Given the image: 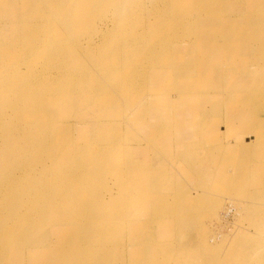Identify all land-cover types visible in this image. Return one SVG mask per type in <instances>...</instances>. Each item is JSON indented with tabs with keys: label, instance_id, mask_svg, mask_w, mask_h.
Here are the masks:
<instances>
[{
	"label": "bare ground",
	"instance_id": "1",
	"mask_svg": "<svg viewBox=\"0 0 264 264\" xmlns=\"http://www.w3.org/2000/svg\"><path fill=\"white\" fill-rule=\"evenodd\" d=\"M7 3L15 18L22 11L24 16L13 22L9 45L0 30V264H18L29 257L27 249L33 255L48 249L44 264H121L119 247L127 253L146 246L150 251L130 264H153L149 257L160 254V247L150 232L141 236L147 243L137 242L140 236L126 212L136 197L131 212L138 210L139 220L143 198L161 206L154 200L158 191L152 175L125 155L135 140H122V131H106L99 113L83 125H72L69 117L92 112L89 107L97 102L104 107L129 97L130 106L139 105L136 114H145L144 105L150 118L176 112L191 123L196 143L205 126L212 128L216 136L209 142L218 149L223 148L224 122H217L221 109L233 118L258 116L256 129L264 132V0H0L5 15ZM137 9H147V16L139 19ZM56 26L59 30L51 32ZM133 26L129 35L122 34ZM68 34L71 44L64 40ZM89 59L95 61L94 73L82 71ZM149 80L156 90L142 103ZM108 82L114 83L111 92L104 85ZM87 125L91 134L83 139L80 127ZM155 131L151 127L144 136L158 145ZM185 135L183 130L178 138ZM249 147L240 144L239 153ZM131 165L134 189L124 178H117L116 195L109 190L88 194L81 187L96 183L100 173L107 178L106 171L120 166L114 177ZM88 198L125 203L113 205L111 212L106 205L88 217ZM73 220L86 224L69 233ZM88 224L96 230L92 237ZM127 225L128 239L104 245L113 234L122 236Z\"/></svg>",
	"mask_w": 264,
	"mask_h": 264
},
{
	"label": "rangeland",
	"instance_id": "2",
	"mask_svg": "<svg viewBox=\"0 0 264 264\" xmlns=\"http://www.w3.org/2000/svg\"><path fill=\"white\" fill-rule=\"evenodd\" d=\"M5 6L8 8L6 15L3 10L5 7H1L2 10H0L2 14L0 16V28L2 29L0 30L1 32L4 30L2 42L9 45L14 41L13 22L17 23L16 21L21 20L19 18L24 14L22 11L15 18L16 14L10 8V4L7 3ZM211 7H213L212 4ZM135 12L140 15L139 19H141L144 14L147 16L148 10L137 9ZM4 15L5 17H3ZM53 28L50 30L51 32L59 30L56 29L57 26ZM127 28L123 30L122 34L128 31L129 35L135 30V26L129 28L130 30ZM90 33L92 34V32ZM64 36V40L70 44L73 43L74 39L71 35ZM84 41L85 39L82 38L79 42L83 43ZM48 42L51 43V40ZM75 53H77L76 50ZM96 61L98 62V59ZM86 63H88L87 67L82 68V71H95V68L90 67L95 66L94 60L89 59ZM39 69L41 70V68ZM109 83H104V85L111 92L114 90V83ZM149 83L150 80L146 82V85ZM154 90L156 88L146 87L144 97L141 98L142 100L140 99L142 103H146L145 96ZM186 95L195 96L192 92H188ZM138 97L141 96H136V99ZM125 100L109 102L104 107L97 102L89 107L93 110L92 112L86 110L83 113L72 114L69 120L72 125L90 124L89 120L97 117L99 113L101 115L98 118L99 124L105 127L106 131L109 130L113 133L122 131L121 133L124 135H122V140H129V142L132 139L135 140L136 143L133 142L130 148L132 153L125 149V155L128 157L129 163H136L143 169L142 171L145 170L152 175L153 188L159 192L156 193L157 196L154 200H158V204L161 205L157 206V202L152 201V197L143 198L144 213L139 220L138 210L131 212L139 197L135 198L133 204H126V212L127 214L130 212V220L134 221L131 228L136 235L140 236L137 242L139 244L147 243V236H141L150 232L153 241H155L154 245L160 247V254L155 253L150 256V262L153 264L184 262L185 264H264V132L257 131V125L261 123L258 120L259 117L250 114L247 116L240 114V117L237 118L228 117L225 109H221L217 122L220 120L224 122V129L221 128L223 148L219 147L218 149L216 143L209 142L216 136L212 128L205 126L202 129V138L196 143V132L191 123L183 122L185 120L181 119L176 112L173 116H170L171 110L162 114H154L151 119L145 105L142 110L146 112L140 115L135 112L139 106H136L137 101H134L130 106L129 99ZM243 104L245 103L239 105ZM201 111L203 112L202 108ZM84 114H89V118L84 117ZM252 114L256 115L257 113ZM229 116H233V114ZM151 127L156 129L158 145L153 144L144 136V133ZM183 130H186V135L178 138L179 135H182ZM79 132H81L82 138L86 139L88 134H91V128L88 125L81 126ZM251 133H253L252 137ZM172 136L175 139L169 141L167 138ZM240 144L250 145V150H242L239 153L238 146ZM188 148L192 149L190 153H179L183 149L189 150ZM127 149L129 150V148ZM154 163L156 166H153L155 167L153 169ZM117 170H122V168L117 166L113 170L106 171L109 174L107 178L100 173L96 183L89 185L84 183L81 187L86 189L88 194L96 190L99 192L109 190L116 195L118 189H121L117 187V178H124L127 181L124 184L134 189L136 185L132 184L131 178L135 175L133 174L135 167L131 165L113 177L111 173ZM98 174L99 171L96 176ZM257 182H261L262 185ZM100 203L102 204L99 206ZM124 203L125 200L115 198H105V200L101 198L95 201L88 198V202L85 204L87 216H94L100 208L105 209L106 205L108 212H111L113 205L119 208ZM136 219L140 221L139 224L135 222ZM73 222L74 229H71L69 233L75 232L78 227L86 224L79 220H73ZM128 226L122 236L119 232L113 234L103 242L104 245H115L128 239L131 236ZM88 229L87 236L90 234L92 237L91 235L96 230H92L89 224ZM76 245L74 248L77 251L79 245ZM119 249L120 259L117 263L121 264L136 263L137 258L150 251L147 246L129 248L127 253L123 248L119 247ZM46 250L48 249H43L33 255L32 250L27 249L30 253L27 254L26 251L23 253L29 257L20 260L18 264H44L45 261H49L45 259L48 254ZM81 252L80 250L79 253ZM79 253L76 252V254ZM92 258L94 260V257ZM185 258H189V261H187L188 259L184 261ZM6 264L12 263L7 262Z\"/></svg>",
	"mask_w": 264,
	"mask_h": 264
}]
</instances>
